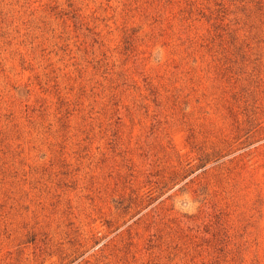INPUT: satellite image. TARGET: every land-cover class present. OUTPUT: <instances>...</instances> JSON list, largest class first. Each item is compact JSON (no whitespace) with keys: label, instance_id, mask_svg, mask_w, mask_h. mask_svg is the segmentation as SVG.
Returning <instances> with one entry per match:
<instances>
[{"label":"rangeland","instance_id":"1","mask_svg":"<svg viewBox=\"0 0 264 264\" xmlns=\"http://www.w3.org/2000/svg\"><path fill=\"white\" fill-rule=\"evenodd\" d=\"M0 264H264V0H0Z\"/></svg>","mask_w":264,"mask_h":264}]
</instances>
